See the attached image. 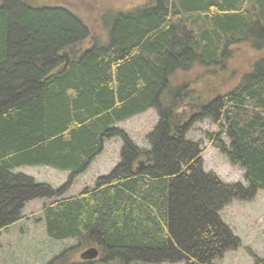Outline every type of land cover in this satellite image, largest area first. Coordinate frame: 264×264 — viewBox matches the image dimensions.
Segmentation results:
<instances>
[{
  "label": "trees",
  "instance_id": "1",
  "mask_svg": "<svg viewBox=\"0 0 264 264\" xmlns=\"http://www.w3.org/2000/svg\"><path fill=\"white\" fill-rule=\"evenodd\" d=\"M28 1L0 0V231L27 201L48 198L47 237L75 243L45 264H212L238 247L219 211L264 190V53L193 113L178 112L187 94L171 78L220 65L240 42L264 52V0H144L102 14L107 42L92 39L84 49L90 31L79 16ZM149 108L158 121L144 148L116 124ZM203 120L218 129L203 138L246 184L203 170L201 140L187 138ZM114 137L122 141L118 163L63 196ZM39 165L70 174L56 189L15 171ZM90 247L95 259L69 260Z\"/></svg>",
  "mask_w": 264,
  "mask_h": 264
},
{
  "label": "rangeland",
  "instance_id": "2",
  "mask_svg": "<svg viewBox=\"0 0 264 264\" xmlns=\"http://www.w3.org/2000/svg\"><path fill=\"white\" fill-rule=\"evenodd\" d=\"M28 3L37 7L61 5L79 16L90 31L88 39L81 45V49H84L90 46L92 39L101 44L107 42V32L100 21L102 14L128 11L143 5L145 1L30 0ZM229 50L230 53L223 57L220 65L209 68L194 65L189 71L175 73L171 78V84L181 85L183 93L187 94V97L181 98V107L178 112L193 113L199 104L233 88L241 76L251 68L253 61L264 53L252 49L243 42L231 45ZM157 121L156 110L149 108L118 122L116 126L121 128L135 145L148 148L146 135ZM205 131L216 132L218 129L208 120H203L194 123L187 133V138L201 140L203 170L213 172L224 183L246 184L243 171L229 164L225 156L203 138L202 134ZM121 145L122 141L118 137L105 139L101 152L94 157L83 173L74 178L62 195H77L83 187H91L97 177L108 174L119 161ZM15 171L29 175L36 182L46 183L56 189L67 181L70 174L68 170H59L45 165L19 167ZM49 201L48 198L27 201L21 211V218L11 224L6 231H0V264H45L62 249L75 243L74 239L51 240L47 237L41 208ZM219 215L222 222L238 238L239 245L232 250H227L212 264H253L254 255L259 258L264 256V190H258L251 200H231L222 207ZM81 252L82 250H78L70 256L69 260L80 261ZM172 264H185V262Z\"/></svg>",
  "mask_w": 264,
  "mask_h": 264
},
{
  "label": "water",
  "instance_id": "3",
  "mask_svg": "<svg viewBox=\"0 0 264 264\" xmlns=\"http://www.w3.org/2000/svg\"><path fill=\"white\" fill-rule=\"evenodd\" d=\"M61 56L65 60V64H64V67H65L69 62L68 55L64 51V52H62ZM97 255H98V251L95 248L90 247V248H87L86 250H84L83 252H81L80 258L84 259V260H92V259H95L97 257Z\"/></svg>",
  "mask_w": 264,
  "mask_h": 264
}]
</instances>
